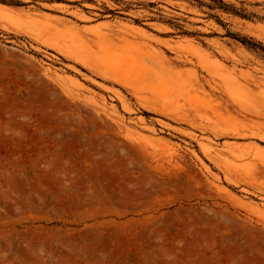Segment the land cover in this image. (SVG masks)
I'll use <instances>...</instances> for the list:
<instances>
[{
  "label": "rangeland",
  "instance_id": "1",
  "mask_svg": "<svg viewBox=\"0 0 264 264\" xmlns=\"http://www.w3.org/2000/svg\"><path fill=\"white\" fill-rule=\"evenodd\" d=\"M242 39L264 0H0V264H264Z\"/></svg>",
  "mask_w": 264,
  "mask_h": 264
},
{
  "label": "trees",
  "instance_id": "2",
  "mask_svg": "<svg viewBox=\"0 0 264 264\" xmlns=\"http://www.w3.org/2000/svg\"><path fill=\"white\" fill-rule=\"evenodd\" d=\"M222 8H223V9H227L228 7H227V5H225V4L222 3ZM240 41H241L244 45H246V46H248V47H250V48H253V49H259V50L264 51V47H262L260 44L257 45V44H255V43H252V42L247 41V40H245V39H242V40H240Z\"/></svg>",
  "mask_w": 264,
  "mask_h": 264
}]
</instances>
